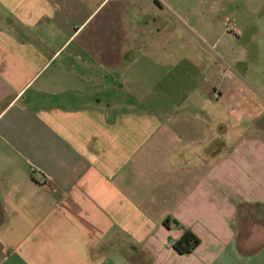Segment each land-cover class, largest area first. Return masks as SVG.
Here are the masks:
<instances>
[{"label": "crops", "instance_id": "crops-1", "mask_svg": "<svg viewBox=\"0 0 264 264\" xmlns=\"http://www.w3.org/2000/svg\"><path fill=\"white\" fill-rule=\"evenodd\" d=\"M256 15L0 0V264H264Z\"/></svg>", "mask_w": 264, "mask_h": 264}, {"label": "rangeland", "instance_id": "rangeland-1", "mask_svg": "<svg viewBox=\"0 0 264 264\" xmlns=\"http://www.w3.org/2000/svg\"><path fill=\"white\" fill-rule=\"evenodd\" d=\"M244 1V0H243ZM248 1H252L254 7H256V26L254 28L251 29V31L248 32V37L243 38V41H241V43H246L249 44L250 39H251V45H253L252 47H249V51H251V53L257 49L258 51V56H259V65H263L264 66V0H248ZM235 5H240L239 3H235ZM233 4V6H235ZM240 8V7H239ZM232 25L234 27H236L238 34L237 35H233V37H240L243 33V31L241 30V28H239V26H237L235 23H225L224 26V30L225 27L227 25ZM226 32V31H225ZM230 34V33H229ZM232 35V34H231Z\"/></svg>", "mask_w": 264, "mask_h": 264}, {"label": "trees", "instance_id": "trees-1", "mask_svg": "<svg viewBox=\"0 0 264 264\" xmlns=\"http://www.w3.org/2000/svg\"><path fill=\"white\" fill-rule=\"evenodd\" d=\"M168 225V219L164 221ZM177 225V223H175ZM199 243L196 237L190 230L184 229L182 235L172 243V248L180 254L190 253Z\"/></svg>", "mask_w": 264, "mask_h": 264}, {"label": "built area", "instance_id": "built-area-1", "mask_svg": "<svg viewBox=\"0 0 264 264\" xmlns=\"http://www.w3.org/2000/svg\"><path fill=\"white\" fill-rule=\"evenodd\" d=\"M225 31H226L227 33L232 34V35H237V34H238L236 27H234V26H232V25H230V24L227 25V26L225 27ZM213 95H214V97L217 96L216 93H213Z\"/></svg>", "mask_w": 264, "mask_h": 264}]
</instances>
